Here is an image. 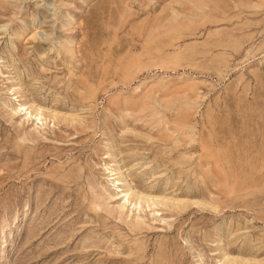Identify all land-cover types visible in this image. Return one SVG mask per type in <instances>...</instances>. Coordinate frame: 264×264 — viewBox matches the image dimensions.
I'll return each mask as SVG.
<instances>
[{"label": "rangeland", "instance_id": "1", "mask_svg": "<svg viewBox=\"0 0 264 264\" xmlns=\"http://www.w3.org/2000/svg\"><path fill=\"white\" fill-rule=\"evenodd\" d=\"M0 264H264V0H0Z\"/></svg>", "mask_w": 264, "mask_h": 264}]
</instances>
